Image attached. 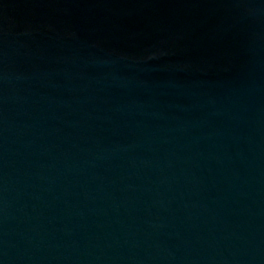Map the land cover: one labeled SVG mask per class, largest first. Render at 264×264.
Segmentation results:
<instances>
[{
  "label": "water",
  "instance_id": "obj_1",
  "mask_svg": "<svg viewBox=\"0 0 264 264\" xmlns=\"http://www.w3.org/2000/svg\"><path fill=\"white\" fill-rule=\"evenodd\" d=\"M0 264H264V0H0Z\"/></svg>",
  "mask_w": 264,
  "mask_h": 264
}]
</instances>
